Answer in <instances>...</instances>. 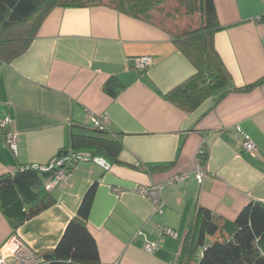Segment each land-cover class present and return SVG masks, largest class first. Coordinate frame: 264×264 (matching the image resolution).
<instances>
[{
  "label": "crops",
  "instance_id": "0c3cea01",
  "mask_svg": "<svg viewBox=\"0 0 264 264\" xmlns=\"http://www.w3.org/2000/svg\"><path fill=\"white\" fill-rule=\"evenodd\" d=\"M213 2L222 28L215 48L231 85L191 112L168 99L197 72L171 34L106 6L55 8L22 56L0 59V122L9 120L17 137L15 151L0 128V179L48 166L68 147L71 131L96 130L93 119L122 143L126 164L105 170L79 162L70 180L49 192L55 204L18 229L0 208V248L17 235L43 256L55 250L96 183L88 229L101 264H176L199 208L233 222L251 203H264V83L235 91L264 79V0ZM141 57L152 58L143 72L134 67ZM113 78L120 84L115 97L104 89ZM180 174L188 178L162 192L163 214L135 192ZM152 243L159 248L149 254Z\"/></svg>",
  "mask_w": 264,
  "mask_h": 264
},
{
  "label": "trees",
  "instance_id": "16d2710c",
  "mask_svg": "<svg viewBox=\"0 0 264 264\" xmlns=\"http://www.w3.org/2000/svg\"><path fill=\"white\" fill-rule=\"evenodd\" d=\"M169 1L0 0V59L9 63L22 56L53 9L106 6L151 22L171 34L174 44L192 62L197 72L171 91L168 99L178 108L191 112L214 94L227 92L231 85L230 74L214 43L215 35L222 28L213 0H179V7L185 10V14L190 18L198 15L200 22L196 29L173 35L164 22L154 19L155 14L163 16L164 20L173 17L166 9ZM262 83L264 79L235 91L248 92ZM119 86L118 80L113 78L104 89L115 97ZM94 128L96 130L86 134L71 131L68 147L59 156L87 152L106 159L111 166L126 165L120 161L122 143L109 138L106 128ZM52 174L31 166L19 170L6 181L0 179V208L14 229L55 204L44 182ZM96 191L97 183L87 191L77 217L67 226L56 249L44 255L52 264H101L97 243L88 229ZM176 264H264V203H251L233 222L199 208Z\"/></svg>",
  "mask_w": 264,
  "mask_h": 264
},
{
  "label": "built area",
  "instance_id": "2783aa9c",
  "mask_svg": "<svg viewBox=\"0 0 264 264\" xmlns=\"http://www.w3.org/2000/svg\"><path fill=\"white\" fill-rule=\"evenodd\" d=\"M135 69L143 72L152 64L151 57H141L135 59ZM10 121L5 120L0 122V128L6 133L7 142L9 146L16 151L17 149V137L16 134L10 131ZM95 127L102 129L106 128L100 119H93ZM238 134L243 140V147L248 152L255 150V145L251 139L238 128ZM94 162L102 166L105 170L111 168V164L100 157H95L90 153L81 152L78 154H66L59 156L52 160V162L41 170L44 172H53L52 176L47 179L45 189L51 191L57 186L66 184L71 177L72 168L79 162ZM205 177V169L200 164L196 168V178L199 183H202ZM188 178L187 174H180L171 177L167 182L163 184H156L151 186L138 187L135 192L139 195L147 198L155 207L156 213L163 214L162 192L170 185L178 182H184ZM160 232L163 235L170 236L177 239L178 233L170 228H160ZM159 248V243L148 244L145 247V251L149 254H153ZM0 264H52L46 260L43 255L33 250L30 246L24 243L19 236L12 235L9 240L0 248Z\"/></svg>",
  "mask_w": 264,
  "mask_h": 264
},
{
  "label": "rangeland",
  "instance_id": "374dc122",
  "mask_svg": "<svg viewBox=\"0 0 264 264\" xmlns=\"http://www.w3.org/2000/svg\"><path fill=\"white\" fill-rule=\"evenodd\" d=\"M166 9L171 12L172 18L164 20L163 16L155 14L154 19L158 22H164L166 28L173 35L196 29L199 26V16L196 15L194 18L188 17L185 14V10L179 7V0H170L166 5Z\"/></svg>",
  "mask_w": 264,
  "mask_h": 264
},
{
  "label": "water",
  "instance_id": "95a60500",
  "mask_svg": "<svg viewBox=\"0 0 264 264\" xmlns=\"http://www.w3.org/2000/svg\"><path fill=\"white\" fill-rule=\"evenodd\" d=\"M8 179H10V176L4 178L2 181H6V180H8Z\"/></svg>",
  "mask_w": 264,
  "mask_h": 264
}]
</instances>
